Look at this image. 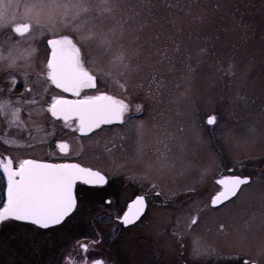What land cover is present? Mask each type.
Listing matches in <instances>:
<instances>
[{"label":"flooded vegetation","instance_id":"af4514ba","mask_svg":"<svg viewBox=\"0 0 264 264\" xmlns=\"http://www.w3.org/2000/svg\"><path fill=\"white\" fill-rule=\"evenodd\" d=\"M13 2L18 5L16 12L20 18L26 6L34 0ZM40 25L45 29L43 35L37 32L28 39L11 35L8 28L0 29V47L5 55L19 39L13 50V55L18 57L15 66L9 68L6 61L0 60V101L10 100L12 107L20 108L22 121L13 123L10 115L0 113V158H11L17 165L23 159L79 164L105 175L108 183L98 187L77 185L78 193L82 187H87L89 196L79 215L67 227L45 231L15 224L0 229V241L9 243L14 242L15 237L19 238L17 255L20 260L17 259L20 264H93L95 260H102L104 264H176L182 260V264H187L184 258L189 260V264H241L244 260L249 264H260L249 258H218L214 247L201 245L199 239L190 240L193 243L190 256H173L169 239L171 237L173 244L183 249L187 238L181 228L191 231L200 223L201 211L221 209L235 198L214 207L212 200L222 190L217 181L223 177L241 176L249 177L252 184L255 179L264 177V160L263 163L253 160L244 165H232L226 157V145L223 148L217 143L207 145L215 168L210 179L218 188L208 199L210 205L201 204L205 188L200 183L191 187L183 183L169 186L167 181L160 182L149 173L150 168L157 164L169 176L171 172H177L186 157L183 115L173 111L174 107L167 108V100L155 105L151 98L135 95L126 85L120 87L117 95V70L114 66L110 63L90 64L89 49L79 45L82 55L89 58L86 67L97 75V88L85 89L81 95L99 91L124 100L130 109L125 116L127 123L103 125L89 135H82L74 130L78 128L75 119L65 123L51 117L46 109L52 97L77 98L45 82L46 63L50 58L45 40L52 31L57 36L67 35L74 41L75 37L68 18L49 20L42 17ZM28 51L32 55L25 58ZM13 80L16 81L14 85ZM26 88L31 91H26ZM129 116L131 120H128ZM61 143L69 146L66 152L59 149ZM218 155H221L222 163L218 161ZM6 185V177L0 171V206L6 202ZM139 195L146 197V212L134 224L124 226L118 217ZM106 200L111 204H106ZM187 204L193 207H187ZM160 215L167 221L162 227L155 228V217ZM256 216L258 214L251 217L254 220ZM193 217L197 219L195 225L191 224ZM36 242L43 243L42 249L36 246ZM85 244L88 245L86 252L81 248ZM13 247L16 248L15 243L4 245L5 251Z\"/></svg>","mask_w":264,"mask_h":264},{"label":"rangeland","instance_id":"374dc122","mask_svg":"<svg viewBox=\"0 0 264 264\" xmlns=\"http://www.w3.org/2000/svg\"><path fill=\"white\" fill-rule=\"evenodd\" d=\"M89 2L90 13L68 21L75 42L89 49L90 64L114 66L117 95L121 84L126 85L155 105L167 100V108L174 107L184 117L183 163L169 176L155 164L149 169L153 177L169 186L200 183L205 188L201 204H209L218 188L210 179L215 168L207 145H226L232 165L263 163L264 0H108L111 12L96 7L101 0ZM89 32L96 38L81 42L80 34ZM121 54L127 69L112 63ZM210 117H215V124L208 123ZM221 158L218 155V161ZM199 216L197 227L181 228L188 240L183 249L170 237L173 256H190V240L199 239L201 245L213 246L218 258H249L264 264V177L245 186L243 195L227 206L206 209ZM166 221L163 215L155 217L154 227ZM15 238L9 243L16 248L5 251L3 246L0 251L4 264H20ZM36 246L42 249L43 243Z\"/></svg>","mask_w":264,"mask_h":264},{"label":"snow or ice","instance_id":"6c2138e0","mask_svg":"<svg viewBox=\"0 0 264 264\" xmlns=\"http://www.w3.org/2000/svg\"><path fill=\"white\" fill-rule=\"evenodd\" d=\"M96 7L111 12L113 6L108 0H101V4ZM17 8L18 5L13 0H0V29L8 28L11 35L28 39L37 32L43 35L45 29L40 25L42 17L49 20L55 17H62L65 20L68 17L75 19L90 13L93 5L89 0H67V2L34 0L26 6V11L20 18L17 17ZM94 38H96L95 34L90 32L80 34L81 42H89ZM18 43L19 39L16 44L10 46L6 55L0 47V60L6 61L9 68L15 66L18 59L13 55ZM103 43L108 44L110 41L104 40ZM45 44L50 50V58L46 63L45 82L77 98L69 100L63 96L52 97L46 109L51 117L63 120L65 123L75 119L78 128L74 130L82 135H89L103 125L113 123L126 125L125 116L130 109L124 100L99 91L95 94L81 95L85 89L97 88V75L86 67L89 58L82 55L77 42L67 35L57 36L52 31ZM31 55L32 52L28 51L25 58ZM125 59L126 57L121 54L115 57L112 63L127 69ZM12 83L14 85L16 81L13 80ZM26 91L30 92L31 89L26 88ZM17 103L20 101L17 100ZM20 111V108L12 107L10 100L0 101V113L10 115L13 123H22ZM131 119L132 117L129 116L128 120ZM208 123L215 124V117H210ZM68 147L66 143L59 145V149L63 152H66ZM0 171L7 181L6 202L0 206V229H7L15 224L30 225L34 230L45 231L67 227L79 215L81 206L89 196L87 187H82L78 193L77 185L98 187L108 183V178L100 172L72 163L52 164L23 159L17 165L11 158H0ZM217 182L222 190L212 200L214 207L233 197L238 199L239 195H243V186H250L251 179L228 176ZM156 195H159V192ZM105 203L111 204V201L106 200ZM147 206L146 197L139 195L118 218L124 226L132 225L145 214ZM196 223L197 219L193 217L191 224ZM7 243V241L0 242V251ZM81 248L86 252L88 245H81ZM93 264H104V261L95 260ZM241 264H249V261L244 260Z\"/></svg>","mask_w":264,"mask_h":264},{"label":"water","instance_id":"95a60500","mask_svg":"<svg viewBox=\"0 0 264 264\" xmlns=\"http://www.w3.org/2000/svg\"><path fill=\"white\" fill-rule=\"evenodd\" d=\"M213 125V124H212Z\"/></svg>","mask_w":264,"mask_h":264}]
</instances>
